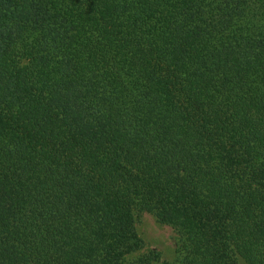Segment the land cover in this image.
Here are the masks:
<instances>
[{"label":"trees","instance_id":"trees-1","mask_svg":"<svg viewBox=\"0 0 264 264\" xmlns=\"http://www.w3.org/2000/svg\"><path fill=\"white\" fill-rule=\"evenodd\" d=\"M239 260L264 264V0H0V264Z\"/></svg>","mask_w":264,"mask_h":264},{"label":"rangeland","instance_id":"rangeland-1","mask_svg":"<svg viewBox=\"0 0 264 264\" xmlns=\"http://www.w3.org/2000/svg\"><path fill=\"white\" fill-rule=\"evenodd\" d=\"M136 230L144 242L141 252L150 250L161 253L162 259L173 263L176 258V234L173 229L160 224L150 213H140L135 220ZM239 264H245L239 260Z\"/></svg>","mask_w":264,"mask_h":264}]
</instances>
